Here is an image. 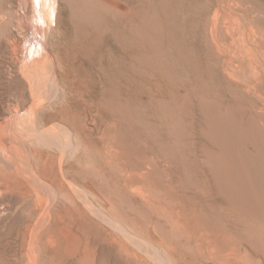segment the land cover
<instances>
[{
	"label": "rangeland",
	"instance_id": "rangeland-1",
	"mask_svg": "<svg viewBox=\"0 0 264 264\" xmlns=\"http://www.w3.org/2000/svg\"><path fill=\"white\" fill-rule=\"evenodd\" d=\"M30 2L0 0L5 86L23 47L10 29ZM55 2L43 36L63 84L47 113L78 135L43 162L58 178L62 164L76 168L57 207L75 198L79 250L46 245L37 258L24 231L39 210L15 193L0 214V264H73L85 251L107 264H192L231 247L234 264H264V0Z\"/></svg>",
	"mask_w": 264,
	"mask_h": 264
},
{
	"label": "bare ground",
	"instance_id": "bare-ground-1",
	"mask_svg": "<svg viewBox=\"0 0 264 264\" xmlns=\"http://www.w3.org/2000/svg\"><path fill=\"white\" fill-rule=\"evenodd\" d=\"M55 1L31 0L29 5L25 4V7H30L29 9L24 7L21 9V21L16 22L10 32L12 36L17 38L18 43L22 44V56H19L16 48L13 49L10 63L15 68L8 66L7 86L2 84V73H0V214L9 212L20 200L33 198V203L39 210L38 218L40 219L38 220H43L41 217L46 220L45 223L41 221V224L35 220L37 225L29 224L28 229L24 231V234L29 235L32 244H35H33L34 249L38 250L37 258L41 255L42 249L46 248V245L54 247V250H63L69 255H74L79 250L77 248V235L73 226L76 208L75 198L66 193L64 195L67 200L65 209L59 208L60 206L57 207L65 179L71 187H75L74 172L76 168L73 164L67 168L62 164L60 169L62 176L58 178L48 172L49 169H46L47 166L44 167L43 162V157L46 156L44 152H47L46 157H48L51 156V151H63L66 144L74 146L77 144L76 137L78 135L75 127L70 122L65 121L62 112H57V110L47 113V110L53 107L59 98L63 84L59 63L48 48L43 36V34L48 36L49 29H52L53 23L56 21L57 6ZM33 19L37 23L34 24ZM33 41H36V44L34 48L29 50L30 47H33L31 46ZM29 53L33 54L31 58H28ZM237 157L234 159L235 161ZM50 187H54L56 192L50 190ZM15 193L20 200L13 199ZM90 209L102 220H107L106 215L104 216L99 210H95L93 207ZM48 251L50 250L46 252ZM237 253L231 247V249L217 254L204 255L193 262L191 261V263L234 264ZM41 258L43 259V257ZM68 260L69 258H67ZM40 262L33 259L30 264H39ZM170 263L172 264V261ZM73 264L107 263L103 257L100 258L99 262H96V257L85 251L84 255L78 258L77 263ZM244 264H248V262Z\"/></svg>",
	"mask_w": 264,
	"mask_h": 264
}]
</instances>
